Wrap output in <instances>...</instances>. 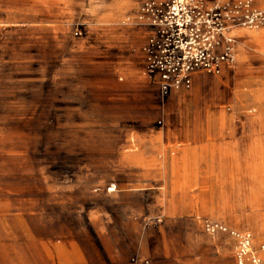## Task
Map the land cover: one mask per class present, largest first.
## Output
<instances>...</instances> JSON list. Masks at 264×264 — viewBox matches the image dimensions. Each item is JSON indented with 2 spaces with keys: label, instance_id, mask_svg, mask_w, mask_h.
Wrapping results in <instances>:
<instances>
[{
  "label": "rangeland",
  "instance_id": "374dc122",
  "mask_svg": "<svg viewBox=\"0 0 264 264\" xmlns=\"http://www.w3.org/2000/svg\"><path fill=\"white\" fill-rule=\"evenodd\" d=\"M259 1L264 5V0ZM124 2L0 0V31L6 33L0 38V126L4 147L10 144L15 150L17 145L19 158L34 160L38 168L70 173L78 168L71 162L64 163L65 158L122 157L126 150L136 147L140 137L133 133L136 129L158 131L166 140L186 144L201 141L202 128L210 126V141L244 145L258 141L257 149L243 146L242 158H264V33L255 41L256 33L242 29L237 37L235 65L218 76L197 74L191 89L164 94L158 79L143 73L142 45L146 36L142 28L126 22L136 15L139 0ZM49 22L89 52L85 56L98 55L101 62L99 70L93 69L95 73L90 62L85 61L87 57L84 60L85 72L97 77V83L85 86L84 93L104 99L98 118L62 116L63 73L57 56L36 53L41 51L36 40L33 70L15 69L16 65H23L26 54H17L18 60L12 54L19 46L15 33L10 31L33 27L42 31L43 23ZM46 63L49 69H43ZM49 97L51 101L47 102ZM130 128L132 132L128 133ZM190 133H194V138ZM96 168L99 181L93 189L100 195L98 201L105 202L101 196L116 181L106 179L108 166ZM256 178L241 183L238 191L235 183H226L224 197L198 199L196 235L210 243L211 264H236L233 241L224 234H207L201 224L204 217L249 230L254 248L264 258V182ZM132 186L139 185L131 183ZM227 241L232 252L219 247Z\"/></svg>",
  "mask_w": 264,
  "mask_h": 264
},
{
  "label": "crops",
  "instance_id": "0c3cea01",
  "mask_svg": "<svg viewBox=\"0 0 264 264\" xmlns=\"http://www.w3.org/2000/svg\"><path fill=\"white\" fill-rule=\"evenodd\" d=\"M52 25L43 23L42 31H10L19 46L12 54H26L15 69L33 70L36 40L41 49L36 53L57 56L63 73L62 116L98 118L104 99L84 93L85 86L97 83V77L85 72L84 60L87 57L92 71L99 70L101 61L98 55L85 56L89 52ZM242 29L234 32L236 37ZM142 30L145 42L150 31ZM249 31L256 33V41L264 27ZM42 67L49 69L47 63ZM143 67L146 75L144 53ZM133 133L139 141L122 157L65 158L64 163L78 170L56 173L19 158L17 145L15 150L10 144L4 147L0 126V264H211L210 243L196 235L198 199L226 196V183H235L238 191L255 176L264 182V158H242L243 146L254 150L258 141L212 142L210 126L202 128L201 141L186 144L166 140L158 131ZM99 165L108 166L106 179L116 181L115 189L103 192L105 202L98 201L100 195L93 189ZM219 247L232 252L228 241Z\"/></svg>",
  "mask_w": 264,
  "mask_h": 264
},
{
  "label": "built area",
  "instance_id": "2783aa9c",
  "mask_svg": "<svg viewBox=\"0 0 264 264\" xmlns=\"http://www.w3.org/2000/svg\"><path fill=\"white\" fill-rule=\"evenodd\" d=\"M126 22L150 31L142 45L145 72L158 79L165 94L191 89L197 74L218 76L235 65L234 32L262 29L264 8L255 0H139L136 15ZM201 224L209 235L232 239L236 264H264L249 230L213 217Z\"/></svg>",
  "mask_w": 264,
  "mask_h": 264
}]
</instances>
